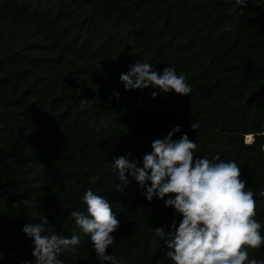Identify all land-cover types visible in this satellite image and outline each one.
Wrapping results in <instances>:
<instances>
[{
	"label": "trees",
	"instance_id": "obj_1",
	"mask_svg": "<svg viewBox=\"0 0 264 264\" xmlns=\"http://www.w3.org/2000/svg\"><path fill=\"white\" fill-rule=\"evenodd\" d=\"M140 60L158 73L175 65L192 92L126 91L119 76ZM263 72L264 0H0V264H24L32 247L21 228L45 215L52 231L80 237L61 264H97L70 215L84 210L89 188L120 220L108 250L118 264H170L153 236L172 210L147 202L135 183L117 193L113 163L139 160L176 125L197 143L195 156L238 164L264 224V97L247 99ZM94 99L125 132L95 126L81 107ZM170 111L179 115L154 121ZM248 255L264 264V245Z\"/></svg>",
	"mask_w": 264,
	"mask_h": 264
},
{
	"label": "clouds",
	"instance_id": "obj_2",
	"mask_svg": "<svg viewBox=\"0 0 264 264\" xmlns=\"http://www.w3.org/2000/svg\"><path fill=\"white\" fill-rule=\"evenodd\" d=\"M236 2L245 4V0ZM119 81L126 91L151 89L153 99L161 94L189 96L192 92L175 65L158 73L152 64L136 61L120 74ZM114 97L118 100L120 94L114 93ZM198 127L197 123L190 125L193 131ZM252 141L253 136L248 135L245 142ZM197 147L176 125L154 139L151 150L139 160L131 159V153L116 158L117 193L135 183L147 202L158 199L172 210L171 223L155 227L153 236L161 242L160 249H166L170 264H257L248 255V249L264 245V224L256 219V194L245 190L248 181L241 178V168L234 160H223L219 155L211 159L195 156ZM81 200L84 210L70 212L76 228L89 237L97 264H118L108 251L116 239L113 234L121 228L110 201L91 188ZM49 223L45 215L39 223L22 226L34 258L24 264H61L59 256L64 250H77L79 235L61 236L46 227Z\"/></svg>",
	"mask_w": 264,
	"mask_h": 264
},
{
	"label": "rangeland",
	"instance_id": "obj_3",
	"mask_svg": "<svg viewBox=\"0 0 264 264\" xmlns=\"http://www.w3.org/2000/svg\"><path fill=\"white\" fill-rule=\"evenodd\" d=\"M258 85L253 89L251 93L247 95V99L256 101L264 97V72L258 76ZM195 105H190L188 109H192ZM84 109L85 115L92 117L93 123L97 128L103 129L106 132L114 129L116 131L125 132L126 128L121 119L113 112L112 109L103 107V104L98 99L92 101H84L81 106ZM183 109V108H180ZM179 115V112H155L153 113L154 121L169 122L170 116Z\"/></svg>",
	"mask_w": 264,
	"mask_h": 264
},
{
	"label": "water",
	"instance_id": "obj_4",
	"mask_svg": "<svg viewBox=\"0 0 264 264\" xmlns=\"http://www.w3.org/2000/svg\"><path fill=\"white\" fill-rule=\"evenodd\" d=\"M32 253V250L31 251H29L27 254H25V255H23V256H20V258H21V260H23V261H30V258H31V254Z\"/></svg>",
	"mask_w": 264,
	"mask_h": 264
},
{
	"label": "built area",
	"instance_id": "obj_5",
	"mask_svg": "<svg viewBox=\"0 0 264 264\" xmlns=\"http://www.w3.org/2000/svg\"><path fill=\"white\" fill-rule=\"evenodd\" d=\"M250 3H252V0H245V4H241L243 6H248Z\"/></svg>",
	"mask_w": 264,
	"mask_h": 264
}]
</instances>
